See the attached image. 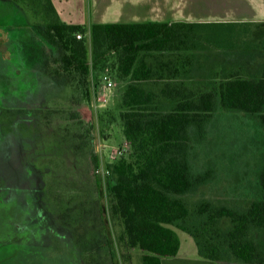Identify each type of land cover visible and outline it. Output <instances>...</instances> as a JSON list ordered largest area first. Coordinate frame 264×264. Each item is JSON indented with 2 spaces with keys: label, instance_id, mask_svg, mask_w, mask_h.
<instances>
[{
  "label": "trees",
  "instance_id": "1",
  "mask_svg": "<svg viewBox=\"0 0 264 264\" xmlns=\"http://www.w3.org/2000/svg\"><path fill=\"white\" fill-rule=\"evenodd\" d=\"M10 1L23 16L22 26L28 27H21L19 41H30L27 48L34 66L58 84L73 88L70 110H49L58 113L55 121L61 128L52 146L62 147L67 159L62 157L61 169L56 162L34 167L41 176L55 171L48 187H41L44 202L53 214L64 213L65 219L73 215V225L83 227L76 243L82 242L86 264H117L115 245L123 264H132L133 251L140 252V264H163V258L174 257L180 250L178 229L194 238L202 256L219 264H264V241L256 235L264 229V152L253 196L245 207L208 197L191 204L186 198L216 172L213 167L194 171L191 148L207 137L220 107L246 113L264 131V61L258 74L249 76L240 66H225L213 84L190 83L193 54L189 44L196 47L195 24L88 26L64 21L53 0ZM28 29L31 39H25ZM112 51L116 54L113 68L128 80L120 112L128 147L106 165L107 205L115 229L109 238L98 176L77 164L89 161L94 170L100 166L99 155L94 152L90 129L72 109L91 101L92 74L108 67L105 62ZM87 215L96 228L95 242L85 239L93 226L84 228Z\"/></svg>",
  "mask_w": 264,
  "mask_h": 264
},
{
  "label": "rangeland",
  "instance_id": "2",
  "mask_svg": "<svg viewBox=\"0 0 264 264\" xmlns=\"http://www.w3.org/2000/svg\"><path fill=\"white\" fill-rule=\"evenodd\" d=\"M22 20V14L10 0H0V264H86L80 248L82 242H75L84 229L73 225L70 220L73 215L65 219L64 213L58 212L54 219L63 231L61 239L51 238L44 242L45 223L40 230L24 231L26 233L11 225L12 221L23 222L28 219L26 214L35 211L36 206L29 204L32 199L29 187L31 165L41 169L56 162L61 169L62 157L67 159L62 147L52 146V138L61 128L55 121L58 113H49V110H70L73 96L70 84H58L48 73L34 66L30 56L32 51L27 48L30 41H24V44L19 41L21 27L28 28L22 26ZM194 30L196 47L191 46L193 42L189 44L192 48L189 52L193 54V67L187 76L190 83L205 80L213 84L219 80V72L225 66H240L249 76L259 73L264 61V23L205 24ZM26 34L25 39H31L29 29ZM115 62L116 54L112 51L105 62L108 67L100 74L96 70L94 76L92 74L91 101L72 109L74 114L79 112L76 118L90 129L94 152L99 155L100 166L94 170L89 161L77 164L81 170L92 171L98 176V196L109 238L115 235V229L108 212L104 170L119 147L127 146L120 112L128 80L117 75L113 68ZM50 115L52 122H47ZM50 152L53 154H48ZM263 152L262 128L246 113L220 107L209 125L207 137L191 148L194 171L213 167L216 172L211 181L189 193L187 200L192 204L208 197L215 202L245 207L253 196L252 185L256 182V170ZM54 173L45 171L39 180L40 187L45 190ZM83 224L85 229L86 225H93L90 215ZM86 233L85 239L95 242L94 225ZM256 235L264 241V229L257 230ZM114 250L117 264H123L117 245ZM130 261L140 264V252L133 251Z\"/></svg>",
  "mask_w": 264,
  "mask_h": 264
},
{
  "label": "crops",
  "instance_id": "3",
  "mask_svg": "<svg viewBox=\"0 0 264 264\" xmlns=\"http://www.w3.org/2000/svg\"><path fill=\"white\" fill-rule=\"evenodd\" d=\"M66 22L83 23H264V0H53ZM98 74L102 71L97 72ZM95 72H93L94 76ZM93 78V77H92ZM94 80L97 82L96 78ZM183 231V230H182ZM185 232V231H184ZM179 252L163 264H219L202 256L194 238L182 235ZM187 233V232H186ZM193 238V239H192Z\"/></svg>",
  "mask_w": 264,
  "mask_h": 264
},
{
  "label": "flooded vegetation",
  "instance_id": "4",
  "mask_svg": "<svg viewBox=\"0 0 264 264\" xmlns=\"http://www.w3.org/2000/svg\"><path fill=\"white\" fill-rule=\"evenodd\" d=\"M37 171L38 170L34 166L31 165L30 176L32 178L29 179V187L31 189L30 198H32V199H30L31 202H29V204L32 206H34V205L36 206L35 211L33 213L26 214L25 217L28 219L24 220L23 222L12 221L11 225L13 224L17 228V230L23 231L22 233H26L27 231L32 232L35 230H40L39 227L44 226V223H45L46 228L43 229L44 236H42L44 239L43 242L47 241V239L49 240L51 238L52 239H56V238L61 239L63 231L61 230L60 224L56 223V221L54 219L55 214H53L51 212V210L49 208H46V206H45L44 194H43L44 192H43L42 188L40 187V183H39L41 174H40V176L36 177ZM33 177L36 178V179H34V181H35V182H33L34 184L31 183V180L33 179ZM37 178H38V180H37ZM27 207H30V206L27 205ZM28 220H30V221H28ZM28 228H29V230H26ZM24 231H26V232H24ZM11 236L12 235H10V237ZM75 242H76V240H75Z\"/></svg>",
  "mask_w": 264,
  "mask_h": 264
},
{
  "label": "built area",
  "instance_id": "5",
  "mask_svg": "<svg viewBox=\"0 0 264 264\" xmlns=\"http://www.w3.org/2000/svg\"><path fill=\"white\" fill-rule=\"evenodd\" d=\"M78 36L81 37V34H78ZM126 144L127 146L124 145V147H119V149L116 151V154L113 156L111 160L115 159L118 155H120L127 149L128 143L126 142ZM104 171L107 173V169H105Z\"/></svg>",
  "mask_w": 264,
  "mask_h": 264
}]
</instances>
